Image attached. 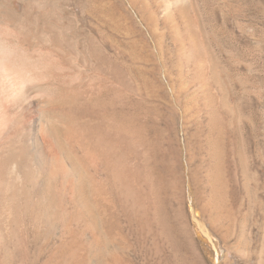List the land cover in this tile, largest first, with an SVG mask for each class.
Returning <instances> with one entry per match:
<instances>
[{"label":"rangeland","instance_id":"rangeland-1","mask_svg":"<svg viewBox=\"0 0 264 264\" xmlns=\"http://www.w3.org/2000/svg\"><path fill=\"white\" fill-rule=\"evenodd\" d=\"M144 2L55 0L80 53L94 49L122 74L80 54L65 77L99 93L95 109L131 143L136 205L119 208L120 237L102 261L264 264V0H192L172 19ZM22 242L0 264L47 259Z\"/></svg>","mask_w":264,"mask_h":264},{"label":"bare ground","instance_id":"bare-ground-1","mask_svg":"<svg viewBox=\"0 0 264 264\" xmlns=\"http://www.w3.org/2000/svg\"><path fill=\"white\" fill-rule=\"evenodd\" d=\"M157 2L172 19L192 0ZM62 18L55 0H0V251L28 240L47 253L42 264H109L102 254L120 237L118 210L136 205L131 143L106 108L95 109L99 93L65 77L80 54L122 74L94 49L80 53Z\"/></svg>","mask_w":264,"mask_h":264}]
</instances>
